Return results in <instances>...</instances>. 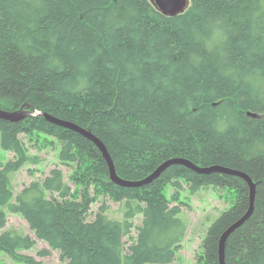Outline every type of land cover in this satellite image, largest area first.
<instances>
[{
    "label": "trees",
    "instance_id": "trees-1",
    "mask_svg": "<svg viewBox=\"0 0 264 264\" xmlns=\"http://www.w3.org/2000/svg\"><path fill=\"white\" fill-rule=\"evenodd\" d=\"M263 83L264 0H191L173 17L151 0H0L1 109L33 107L87 127L124 179H144L171 158L228 167L253 179L255 210L228 238L226 264H264ZM22 132L60 140V163L72 165L71 181L85 187L80 201L60 200L72 192L60 168L15 195L10 174L40 162ZM0 134L2 150L16 156L0 170V252L27 264H45L19 253L37 240L61 251L67 264L172 263L187 225L165 190L181 191L183 182L191 194L207 187L234 192L231 207L209 228L199 259L220 264L222 234L249 209L242 178L182 165L149 185L119 186L91 141L44 116L0 118ZM100 194L125 205L121 220L108 215L104 202L96 221H85ZM9 213L21 215L36 239L2 231ZM134 227L136 240L127 252L125 239Z\"/></svg>",
    "mask_w": 264,
    "mask_h": 264
},
{
    "label": "rangeland",
    "instance_id": "rangeland-1",
    "mask_svg": "<svg viewBox=\"0 0 264 264\" xmlns=\"http://www.w3.org/2000/svg\"><path fill=\"white\" fill-rule=\"evenodd\" d=\"M40 138L42 140L36 139V137L32 139L30 137L25 138L30 154L39 157L40 162L37 164H27L21 170L11 174V187L15 195L31 182L38 179L43 180L54 168L62 169L66 182H68L72 188L75 187L70 179L73 166L64 165L59 161L58 140L43 134ZM43 140L47 141L44 142ZM15 159L16 156L14 152L4 151L0 147V170L9 160ZM183 183L184 188L181 191L174 190L171 185H168L165 190L166 194L171 199V205H179L181 207L182 212L179 216L187 225L186 234L181 247L178 249L176 259L170 264H201L199 259L204 252L203 241L215 220L233 204L235 200L234 192L229 188L207 187L201 189L196 194H191L187 183ZM177 192L179 193V197L178 199H174L173 196ZM49 196H56V194L52 195L49 193ZM104 202L109 207L108 214L111 218L118 220L123 218L125 205L120 201H114L110 196L100 194L97 195L96 202L92 205V212L89 215L90 219L94 218V214ZM141 222L142 216H136L134 219L135 225H140ZM7 230L30 235L32 238L36 239L27 221L19 214L9 213L7 225L2 231ZM136 235L137 229L134 228L131 236L125 239L128 245L133 242ZM43 249L49 250L51 254L47 257L41 256L39 252ZM19 253L25 256H32L45 264H67L58 250L51 249L47 243L40 240H37V244L34 248L30 250H21ZM0 264L27 263L21 259H15L10 254L2 251L0 252Z\"/></svg>",
    "mask_w": 264,
    "mask_h": 264
},
{
    "label": "water",
    "instance_id": "water-1",
    "mask_svg": "<svg viewBox=\"0 0 264 264\" xmlns=\"http://www.w3.org/2000/svg\"><path fill=\"white\" fill-rule=\"evenodd\" d=\"M156 7L162 12L164 15L167 16H176L179 14L184 13L189 6L191 5V0H151ZM44 115L49 121L57 124L64 125L67 128L75 129L81 136L86 138L89 141H92L94 144L97 145L101 153L103 154L104 159L107 161L110 171H111V178L114 183L124 186V187H133V188H140L146 185L153 183L157 180L162 173L173 165H182L185 166L199 174H210V173H222L227 175L238 176L244 179L248 186H249V199L250 205L248 211L236 222H234L228 229L222 234L219 244V263L226 264V244L228 238L237 231L254 213L255 210V199H256V183L253 179L246 173L234 169H230L223 166H212V167H201L197 164L183 158H171L162 163L152 174L147 176L144 179L137 180V181H125L123 178L119 177L116 168L114 166V162L110 156V153L104 144V142L97 137L92 131L83 130L78 128L77 126L70 124L68 122L59 121L53 116H50L47 113H42L33 107H29V109H20L15 112H7L0 109V118L5 119L11 122H18L28 116H40Z\"/></svg>",
    "mask_w": 264,
    "mask_h": 264
},
{
    "label": "bare ground",
    "instance_id": "bare-ground-1",
    "mask_svg": "<svg viewBox=\"0 0 264 264\" xmlns=\"http://www.w3.org/2000/svg\"><path fill=\"white\" fill-rule=\"evenodd\" d=\"M171 17H173V16H171ZM262 87L264 88V83H263V85H262ZM1 109V108H0ZM2 110H4V109H2ZM4 111H7V112H15L16 110H4ZM43 113V112H42ZM47 114H49V113H47ZM50 116H53V118H55V119H57V120H59V121H62V122H68V123H70V124H73V125H75V126H77L78 128H80V129H83V130H88V128L87 127H84V126H81V125H79L78 123H76V122H74V121H69V120H65V119H61V118H58V117H56V116H54V115H52V114H49ZM249 115L250 116H252V117H254V118H256V113L254 112V113H249ZM40 116H44V115H40ZM37 117H39V116H37ZM45 117V116H44ZM45 119L47 120V121H49L46 117H45ZM50 123H52V124H54V125H57V126H60V127H63V128H65V129H68V130H71V131H74V132H76V133H78L75 129H72V128H67V127H65L64 125H61V124H57V123H53V122H51V121H49ZM89 131H91V130H89ZM79 134V133H78ZM35 135V134H34ZM0 136H1V134H0ZM31 136V134H29V133H27V132H22V134H20V139L21 140H23V141H25V138H27V137H30ZM51 137H53V138H55L56 140H58V143H59V147L61 146V142H60V140L58 139V138H56V137H54V136H51ZM92 142V141H91ZM93 143V142H92ZM94 144V143H93ZM96 147H97V145L96 144H94ZM98 148V147H97ZM99 149V148H98ZM103 155V154H102ZM111 156V155H110ZM112 158V157H111ZM113 160V159H112ZM106 161V160H105ZM190 161V160H189ZM114 162V161H113ZM106 163H107V161H106ZM107 165H108V163H107ZM114 166H115V164H114ZM198 166H200V165H198ZM185 167V166H184ZM201 167H204V166H201ZM212 167V166H211ZM108 168H109V180H111L112 182H113V180H112V178H111V171H110V167H109V165H108ZM116 168V167H115ZM228 168V167H227ZM189 169V168H188ZM156 170V169H155ZM154 170V171H155ZM153 171V172H154ZM117 172V171H116ZM152 172V173H153ZM12 173H15V172H12ZM11 173V174H12ZM151 173V174H152ZM197 173V172H196ZM213 173V172H212ZM11 174H10V178H11ZM118 174V173H117ZM119 176V175H118ZM120 177V176H119ZM122 178V177H121ZM241 178V177H240ZM123 180H125V181H132V180H129V179H124L123 178ZM244 180V179H243ZM245 181V180H244ZM246 182V181H245ZM114 183V182H113ZM247 183V182H246ZM116 184V183H115ZM118 185V184H117ZM120 186V185H119ZM122 187H124V186H122ZM133 188V187H132ZM83 190H85V187H82V186H77L76 187V185H75V187L74 188H72V192H71V194L69 195V196H62V198L60 199L61 201H66V200H73L74 199V197H75V199L76 200H78V201H80L81 199H82V197H81V192L83 191ZM56 194V196L58 197V198H60L59 197V195H58V193H55ZM93 203H95V202H93ZM93 205V204H92ZM101 207V206H100ZM91 208H92V206H91ZM91 208H90V210L88 211V213H86L85 214V221L86 222H88V223H93V222H95L96 221V217H97V214H98V212H99V210L94 214V218H92V219H90L89 218V215L91 214ZM100 209V208H99ZM109 215V214H108ZM135 229H136V227H134ZM133 228V229H134ZM219 244H220V242H219ZM131 245H132V243L131 244H127L126 243V251L127 252H129V250H130V247H131ZM60 252V254H61V251H59ZM50 255V254H49ZM49 255H46V256H44V257H47V256H49ZM42 256V255H41ZM40 261V260H39Z\"/></svg>",
    "mask_w": 264,
    "mask_h": 264
}]
</instances>
